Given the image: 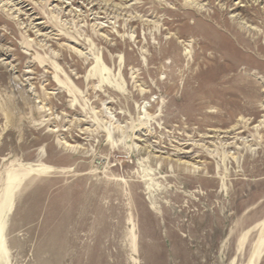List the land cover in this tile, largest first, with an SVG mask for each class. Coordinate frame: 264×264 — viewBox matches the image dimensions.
<instances>
[{"label": "rangeland", "instance_id": "obj_1", "mask_svg": "<svg viewBox=\"0 0 264 264\" xmlns=\"http://www.w3.org/2000/svg\"><path fill=\"white\" fill-rule=\"evenodd\" d=\"M0 222V264H264V0H0Z\"/></svg>", "mask_w": 264, "mask_h": 264}, {"label": "bare ground", "instance_id": "obj_2", "mask_svg": "<svg viewBox=\"0 0 264 264\" xmlns=\"http://www.w3.org/2000/svg\"><path fill=\"white\" fill-rule=\"evenodd\" d=\"M256 44V43H255ZM238 127V126H237ZM237 130V129H236ZM146 149H147V147H146ZM148 151V150H147ZM192 153V152H191ZM3 225L1 224V222H0V242H1V248L6 252V254H8L9 253V251H8V249H7V247H6V242H5V240H4V237H3ZM256 252L258 253L259 252V249H257L256 250ZM254 253V252H253ZM255 257L257 256V254H255L254 255Z\"/></svg>", "mask_w": 264, "mask_h": 264}]
</instances>
